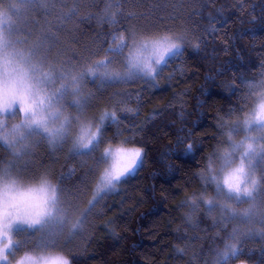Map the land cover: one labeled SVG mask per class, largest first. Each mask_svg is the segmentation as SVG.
Returning <instances> with one entry per match:
<instances>
[{"label": "trees", "instance_id": "1", "mask_svg": "<svg viewBox=\"0 0 264 264\" xmlns=\"http://www.w3.org/2000/svg\"><path fill=\"white\" fill-rule=\"evenodd\" d=\"M39 13L38 44L44 43L38 57L63 69L104 59L112 37L132 27L153 38L169 31L186 37L183 55L169 58L154 81L101 86L99 79H86L89 111L115 110L118 117L106 122L91 155L66 145L55 153L45 143L36 148L26 175L48 170L71 201L70 212L82 213V228L59 247L72 264H205L221 230L206 218L199 228L188 227L180 203L202 188L196 172L216 143L218 118L244 107V82L264 69V0H53ZM130 51L129 43L124 56ZM109 142L141 147L144 156L135 173L90 208L105 164L100 148ZM6 156L0 144V157ZM16 234L21 247L35 246L34 230ZM241 248L251 264H264V236Z\"/></svg>", "mask_w": 264, "mask_h": 264}, {"label": "clouds", "instance_id": "2", "mask_svg": "<svg viewBox=\"0 0 264 264\" xmlns=\"http://www.w3.org/2000/svg\"><path fill=\"white\" fill-rule=\"evenodd\" d=\"M18 12L12 0H0V79L4 73L15 75L18 96L22 90L28 102L37 106L41 97L47 104L48 97L62 85L67 95L63 102L38 111L35 118L19 114V98L0 100V130L11 132L19 127L15 137L0 138L7 149V156L0 157V264H72L71 256L61 247H21L17 226L29 231L38 229L59 211L63 199L60 185L48 170L28 176L25 169L40 143L50 151L66 145L72 153L98 143L105 127L101 123L105 110L95 114L89 111L91 94L85 88L86 80L76 85L71 78L59 79V68L47 59L32 56L33 48L15 33ZM79 70L64 69L69 73ZM50 74L57 77L55 83L46 82ZM243 93L244 107L218 118L216 143L196 172L202 188L187 194L180 203L188 227L195 230L206 218L221 230L207 251L205 264H251L239 255V249L245 240L264 236V69L244 82ZM38 122L40 135H30L28 128ZM189 145L187 150L192 152ZM120 147L134 146L109 142L100 148L105 164L98 170L94 196L110 187L107 180L114 175L115 152ZM118 183L112 182L113 190ZM64 215L65 231L70 236L79 227L82 213L66 208Z\"/></svg>", "mask_w": 264, "mask_h": 264}, {"label": "snow or ice", "instance_id": "3", "mask_svg": "<svg viewBox=\"0 0 264 264\" xmlns=\"http://www.w3.org/2000/svg\"><path fill=\"white\" fill-rule=\"evenodd\" d=\"M22 2L29 7L33 8L37 3H45L46 0H22ZM74 12V10H73ZM71 19V17H67ZM137 37H140L139 43H137ZM118 41V42H117ZM186 42V37L184 35L174 36L170 31L167 32L160 38H153L148 32H141L137 28L132 27L130 31L125 34H120L118 36L114 35L112 37V46L104 50V59H97L95 61L88 60L85 61L80 66H74V68H79L80 70L75 73H69L64 71L63 68H59L58 78L67 81L71 78L76 85L80 81H84L88 78H94L101 81V86L105 84H123L136 79H145L154 81L157 75L162 72L163 67L169 62V58H176L183 55V47ZM44 42H41L37 47L32 49V56H39L40 46ZM129 43L131 44V51L128 56H124L125 49L129 48ZM97 53H94V55ZM123 57L119 63L122 67L118 68L117 58ZM41 59H46L41 57ZM155 64V67L153 66ZM56 71V67L53 68V72ZM56 76L49 75L46 77V82L49 84L55 83ZM67 95V88L64 85L61 89L53 93L47 99V104L45 98H40V105L37 106L35 102L29 103L28 96L21 90L18 96L16 77L15 75L9 76L7 73L3 74V78L0 79V100L7 101L9 98L21 100L22 107L19 110V114H23L26 117L31 115L35 118L38 111H43V108L52 103H61ZM127 111H132L131 109H126ZM17 113H13L15 115ZM106 122L117 123L118 117L115 110L109 112L105 109V114L101 118V123L106 124ZM2 129V126H0ZM29 134L32 136L40 135V124L39 122L35 126L28 128ZM19 134V127L13 129L11 132H6L0 130V138L7 140L9 137H15ZM98 147V143L90 144L88 148L84 151L78 152L81 155H91L92 150ZM191 148V145H189ZM117 165L114 168V175L108 178L107 183L110 187L107 190H113L111 187L113 181L120 182L123 178L135 173L140 165V162L144 156V150L141 147L133 148H117L116 152ZM99 196V195H98ZM94 196L92 201H89L90 208L94 206L96 198ZM61 207L59 211L41 225L38 229L43 233V241L48 245H54L56 239L62 234L64 227L66 225L65 209L71 206V201L66 199L62 191ZM55 222L56 228H49V224ZM82 228V220L78 228L74 229L73 232ZM243 249H239V252ZM235 251L233 255H235Z\"/></svg>", "mask_w": 264, "mask_h": 264}, {"label": "rangeland", "instance_id": "4", "mask_svg": "<svg viewBox=\"0 0 264 264\" xmlns=\"http://www.w3.org/2000/svg\"><path fill=\"white\" fill-rule=\"evenodd\" d=\"M52 2H53V0H46V2L43 4L37 3L35 5L36 9L35 8L29 9V7H27L26 5L19 7V12L17 15V23L15 26V28L17 30L16 36L18 39L25 41L26 44L31 48L37 47L39 45L38 42L41 38L39 30L43 24V21H41V19H42L41 17H43V14L39 13V10H41V7H44L45 5H50ZM34 10H36V11H34ZM27 22H30V23L28 24ZM29 26H30V28H29ZM41 39H43V38H41ZM42 48H43V46L41 45L39 51H41ZM63 148L65 149V146L57 148L55 150V152H58V151L62 150ZM53 152L54 151H50V153H53ZM110 191H113V190H110ZM110 191L106 190V191L102 192L99 196H101L104 193L110 192ZM93 197H94V195H93ZM48 227L51 229H55L56 228L55 222L50 223ZM24 228L27 229L25 226H19L18 225L16 230L17 229H24ZM27 231H29V230L27 229ZM34 232H35V241H34L35 246L44 245V246H58L59 247L60 246L59 244H61L64 241L66 242L70 237H72V235H70V236L67 235V233L65 231V227H64L62 234L58 236L55 244L54 245H48V244L44 243L43 235L41 234V231L34 230Z\"/></svg>", "mask_w": 264, "mask_h": 264}]
</instances>
